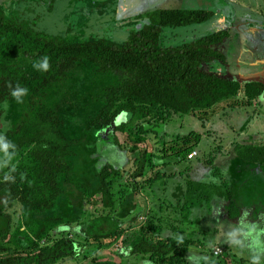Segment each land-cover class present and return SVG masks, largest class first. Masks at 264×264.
I'll return each mask as SVG.
<instances>
[{"label": "trees", "instance_id": "obj_1", "mask_svg": "<svg viewBox=\"0 0 264 264\" xmlns=\"http://www.w3.org/2000/svg\"><path fill=\"white\" fill-rule=\"evenodd\" d=\"M214 16V12L206 10H157L148 14L147 25L118 45L105 41L68 42L63 36L24 25L16 17L8 18L0 5V105L12 99L17 88L25 89L27 94L34 77L20 64L22 59L36 64L44 57L49 59V69L42 70L45 86L64 83L81 63L87 62L97 66L102 75L124 76L118 84L105 89L103 106L93 127L106 129L127 114L129 121L117 127L116 132L124 135L126 146L134 154L139 153L140 146L150 144L152 135L165 136L157 155L155 151L145 153V162L134 177L138 183L132 189L126 183V171L111 163L98 173L99 186L91 189L71 177L73 150L79 141L63 134L57 117L30 116L2 133L4 111L0 109V135L10 145L6 157L0 151V264H59L75 257L76 243L60 231L72 227V222L61 217L29 221L34 214L56 209L64 195L61 178L74 186L95 212L104 214L100 217L103 222L113 226L111 232L96 230L91 239L85 240L89 246L96 245L101 250L121 240L132 258L152 264H190L189 257L197 242L164 237L162 220L151 217L152 210L143 212L147 220L136 226L132 235L113 222L131 190L139 194L143 188L154 189L165 180L176 178L175 173L163 172L162 168L170 166L166 161L172 160L176 165L192 163L189 157L201 144L202 135L190 133L167 141L171 137L168 125L174 117L195 116L207 122L224 105L231 109L247 108L264 96L263 82L241 83L210 67L228 62L217 48L231 39L230 32L220 31L179 45L163 44L171 35L169 30L201 25ZM235 150L236 163H264V143L238 144ZM161 152L162 158L158 155ZM159 161L164 163L161 167L157 165ZM140 178H145V182L140 184ZM235 193L233 187L188 181L180 206L191 213L195 207L221 198L227 202L226 214L234 220L238 216ZM18 206L27 209L16 221L12 211ZM177 228L172 231L185 233ZM225 256L217 264H247L231 263L230 255Z\"/></svg>", "mask_w": 264, "mask_h": 264}, {"label": "rangeland", "instance_id": "obj_2", "mask_svg": "<svg viewBox=\"0 0 264 264\" xmlns=\"http://www.w3.org/2000/svg\"><path fill=\"white\" fill-rule=\"evenodd\" d=\"M0 5L8 18L16 17L24 25L63 36L68 42L105 41L118 45L147 25L148 14L154 11H212L215 16L207 23L169 30L171 35L163 44L179 45L228 31L231 39L217 48L226 55L228 62L215 63L210 66L212 70L241 83H264V0H75L55 3L52 0H0ZM20 64L34 78L22 102L13 97L0 105L4 111L2 133L30 116L53 114L61 121L63 134L79 141L71 160L73 179L95 189L100 184L98 173L111 163L126 171V183L132 189L138 183L134 177L145 162V153L155 151L157 155V150L163 148L165 136L152 135L150 144L140 146L139 153L134 154L126 146L124 135L116 132L117 127L129 121L127 114L121 115L106 129L93 127V120L103 106L101 100L105 89L118 84L124 76L102 75L97 66L84 62L64 83L45 86L42 70L36 63L22 59ZM210 67L206 69L210 70ZM168 130L171 137L167 141L190 133L201 134L202 142L194 152L196 157L187 165L166 161L170 166L162 168L163 172L175 173L176 178L167 179L154 189L143 188L139 194L131 190L113 223L124 227L127 235H132L135 227L147 220L143 212L152 210L151 217L162 220L164 237H184L197 242L189 257L190 264H217L226 254L230 255L231 263L245 261L251 264L258 256L264 264V252L255 249L252 238L246 235L254 228L264 243V163L235 162L238 144L264 143V96L247 108L231 109L224 105L219 108L218 115L207 122L195 116H176ZM158 155L163 157L162 152ZM163 164L159 161L157 165ZM228 168L231 174L227 176ZM232 173L239 180H234L237 178ZM65 180L61 178L64 195L56 209L29 217L30 222L61 217L73 223L72 227H63L60 231L74 240L76 255L59 264H94L96 260V264H152L138 257L132 258L121 240L101 250L96 245L89 246L85 240L91 239L96 230L111 232L113 226L103 222L100 217L104 214L95 212L84 196ZM145 180L140 178L139 183ZM188 181L233 187L237 219L228 217L227 202L219 198L204 207H195L191 213L182 210L180 205L184 202ZM26 209L16 207L12 211L14 220L17 221ZM172 228L185 233L176 234ZM217 250L222 251L220 256L215 254Z\"/></svg>", "mask_w": 264, "mask_h": 264}, {"label": "clouds", "instance_id": "obj_3", "mask_svg": "<svg viewBox=\"0 0 264 264\" xmlns=\"http://www.w3.org/2000/svg\"><path fill=\"white\" fill-rule=\"evenodd\" d=\"M36 67L40 70L47 71L49 69V59L47 57H44L43 61L37 62ZM25 94H26V90L19 89V88H17L16 90L12 92V96L17 100V102H22V97ZM9 147L10 145L9 143L5 141L4 136L0 135V151H3L5 157L8 155ZM255 233H256V230L253 228V229H250L246 235L252 238L253 247L255 249H258L261 252H264V243H262L259 240L258 235H256ZM252 264H261V261L258 256L253 258Z\"/></svg>", "mask_w": 264, "mask_h": 264}, {"label": "built area", "instance_id": "obj_4", "mask_svg": "<svg viewBox=\"0 0 264 264\" xmlns=\"http://www.w3.org/2000/svg\"><path fill=\"white\" fill-rule=\"evenodd\" d=\"M196 155H197V153H193L189 158H190V159H194V158L196 157ZM215 254H216L217 256H220V255L222 254V251H221V250H217V251L215 252Z\"/></svg>", "mask_w": 264, "mask_h": 264}, {"label": "crops", "instance_id": "obj_5", "mask_svg": "<svg viewBox=\"0 0 264 264\" xmlns=\"http://www.w3.org/2000/svg\"><path fill=\"white\" fill-rule=\"evenodd\" d=\"M228 165V164H227ZM231 166V165H230ZM228 174H231L230 172H229V168H228V171H227V176H228ZM232 176L234 177V178H237V179H234V180H239V177L238 176H235L233 173H232ZM230 182H232V179H230ZM219 199H221V198H219ZM224 200V199H223ZM235 220V219H234Z\"/></svg>", "mask_w": 264, "mask_h": 264}]
</instances>
